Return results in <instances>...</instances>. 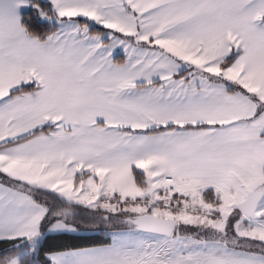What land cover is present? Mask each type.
<instances>
[{
    "label": "crops",
    "instance_id": "1",
    "mask_svg": "<svg viewBox=\"0 0 264 264\" xmlns=\"http://www.w3.org/2000/svg\"><path fill=\"white\" fill-rule=\"evenodd\" d=\"M41 1L52 13L40 11L41 20L56 25L45 40L21 25L32 0H0V182L29 194L0 190V240L80 232L58 228L64 219L51 220L33 190L64 202L73 195L82 202L73 204L91 208L97 189L112 187L118 196L120 184L138 186L136 177L152 169L163 172L161 200L152 203L164 201L162 180L171 175L184 195L201 196L197 215L201 204L214 208L211 196L234 208L264 187V0ZM102 32L132 54L110 55L97 38ZM23 86L30 90L17 92ZM165 238L129 246L110 237L48 258L181 264ZM164 250L167 259L156 256Z\"/></svg>",
    "mask_w": 264,
    "mask_h": 264
},
{
    "label": "rangeland",
    "instance_id": "2",
    "mask_svg": "<svg viewBox=\"0 0 264 264\" xmlns=\"http://www.w3.org/2000/svg\"><path fill=\"white\" fill-rule=\"evenodd\" d=\"M39 16H41L40 18L42 19L45 18L41 12H39ZM97 36L99 40L105 43L104 50L110 55L114 56L118 53H122L126 56H130L132 54L131 46L127 43H122L119 37L114 33L102 32ZM145 51L146 49H143L140 52L146 54ZM211 65H215V58L211 60ZM260 121L264 124V116L261 117ZM162 174L156 170L150 169L146 173V176L136 177L138 186L134 185V183H132V186H129L126 182L120 184L119 188H116L118 190V196L114 195L115 191H113L112 187L97 189L95 195L91 196L92 201L95 202L94 206L89 208L87 205H80L97 210L95 211L97 219L91 223V226H88L90 227L88 231L103 229L113 239L116 245H138V243L142 244L148 242L147 239L151 237L159 241L167 240V238L159 235L125 229L131 227L127 221L128 218L142 212L157 214L166 213L164 201L170 200L171 196L164 194L165 199H163L164 201H162L160 206V202L157 203V207L152 203L153 201L157 202L161 200L158 188L161 184L160 176ZM131 179L133 180V178ZM5 189L9 190L10 194L29 195L26 192L18 190L19 188L15 186L14 183L7 184V182H0V190ZM189 189L191 190V188ZM178 190L182 193L181 197L184 201L182 202L181 211L179 213L167 212L166 214L167 217L175 216L177 225L171 236L172 239L167 246H165V248L171 249L174 254L178 256L177 262L181 264L182 262L184 264H257L259 260L264 259L263 254L236 248L230 244H226L218 238H214V235L219 237L223 233H226L228 238L233 237L230 234H240L241 232L238 226H242L244 220L242 214H240L238 210H235V208H231L229 202L223 203V197L221 195L211 196L214 197L216 201L214 208H210L209 210L206 209V206L201 204L203 209H199L197 215H194L196 206L193 205L201 196L199 198V195L193 190H191L195 194L193 197L184 195L186 193L185 187L181 186V184ZM161 193L163 192L161 191ZM64 198L67 202L82 203L73 195L65 196ZM70 207L69 210L64 212V220L62 222H57L56 225L64 231H76V228H74L75 226L83 230L72 220L73 212ZM263 212L264 195L259 201L257 214L255 216L253 215V218L250 220L253 224L251 229L253 232L264 231V219L259 218ZM52 214L56 215V212ZM228 222L231 224L229 228H226ZM227 231L230 234L227 233ZM244 234L249 236L253 235L251 231L244 232ZM118 248L122 249L123 247L119 245ZM137 248L138 247H133L134 252ZM166 252L168 251L164 250L157 252L156 256L158 255L161 258L167 259L168 254ZM18 254L20 256L21 253Z\"/></svg>",
    "mask_w": 264,
    "mask_h": 264
},
{
    "label": "trees",
    "instance_id": "3",
    "mask_svg": "<svg viewBox=\"0 0 264 264\" xmlns=\"http://www.w3.org/2000/svg\"><path fill=\"white\" fill-rule=\"evenodd\" d=\"M33 6L27 11L21 14V25L25 34L28 37L38 40H45L56 29V25L53 21H43L39 16L40 11H45L48 14H52L47 2L41 0H32ZM234 57V53L230 54L223 62L222 66L228 65ZM30 90V86H23L19 91ZM245 92V90H243ZM247 93V92H246ZM42 130V129H41ZM139 177V175H138ZM33 195L37 197V200L44 205L49 211V218L51 220L64 219V212L70 209L73 212L72 220L75 224L81 227L83 230L80 232H55V233H43L42 228L41 236L38 240L32 241L24 238L13 239H1L0 240V264H7L10 261L15 260L16 264H53L48 254L63 250L78 249L96 245H103L110 242L108 233L102 230H90L88 227L91 223L97 219L95 211L89 208L80 206L79 204L67 203L62 201L58 196L53 193L33 190ZM205 198L209 196V190L203 193ZM56 212V215L52 213ZM261 219H264V214H261ZM231 223L228 222L226 228H229ZM243 226V227H242ZM242 226L239 227L240 234H230L233 237L228 238L226 233H223L219 237L214 235L215 239H219L226 244H230L236 248L253 251L264 255V231L253 232L251 229L253 224L248 219H244ZM253 234L249 236L244 232ZM18 253H21L20 256Z\"/></svg>",
    "mask_w": 264,
    "mask_h": 264
},
{
    "label": "water",
    "instance_id": "4",
    "mask_svg": "<svg viewBox=\"0 0 264 264\" xmlns=\"http://www.w3.org/2000/svg\"><path fill=\"white\" fill-rule=\"evenodd\" d=\"M264 187L259 186L247 192L244 200L233 204L246 218H250L257 209ZM129 224L137 231L171 237L176 228V221L172 217H163L151 212H144L128 218ZM36 240V239H35ZM32 240V241H35Z\"/></svg>",
    "mask_w": 264,
    "mask_h": 264
},
{
    "label": "built area",
    "instance_id": "5",
    "mask_svg": "<svg viewBox=\"0 0 264 264\" xmlns=\"http://www.w3.org/2000/svg\"><path fill=\"white\" fill-rule=\"evenodd\" d=\"M162 183H163L164 192L166 194H168L169 196H171L170 200H172L174 198L172 201L165 200L164 201V208L169 213H175V214L179 213L181 211L182 202L184 200L181 197L182 193L179 192V190H178L180 187L178 180H176L171 175H165L163 177ZM173 217L175 218V216H173Z\"/></svg>",
    "mask_w": 264,
    "mask_h": 264
}]
</instances>
